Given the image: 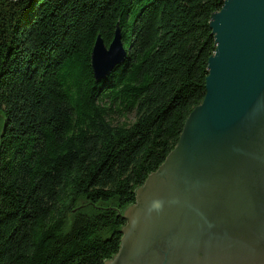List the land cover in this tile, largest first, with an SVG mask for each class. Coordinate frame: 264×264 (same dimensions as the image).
I'll use <instances>...</instances> for the list:
<instances>
[{
  "label": "trees",
  "instance_id": "trees-1",
  "mask_svg": "<svg viewBox=\"0 0 264 264\" xmlns=\"http://www.w3.org/2000/svg\"><path fill=\"white\" fill-rule=\"evenodd\" d=\"M225 0H0V264H105L206 96ZM121 33L97 82L92 53Z\"/></svg>",
  "mask_w": 264,
  "mask_h": 264
},
{
  "label": "water",
  "instance_id": "water-1",
  "mask_svg": "<svg viewBox=\"0 0 264 264\" xmlns=\"http://www.w3.org/2000/svg\"><path fill=\"white\" fill-rule=\"evenodd\" d=\"M210 28L205 99L125 210L105 264H264V0H225ZM124 62L119 30L110 47L98 38L97 82Z\"/></svg>",
  "mask_w": 264,
  "mask_h": 264
},
{
  "label": "rangeland",
  "instance_id": "rangeland-1",
  "mask_svg": "<svg viewBox=\"0 0 264 264\" xmlns=\"http://www.w3.org/2000/svg\"><path fill=\"white\" fill-rule=\"evenodd\" d=\"M5 116H4V113L2 110H0V140L2 138V135H3V130H4V127H5Z\"/></svg>",
  "mask_w": 264,
  "mask_h": 264
}]
</instances>
